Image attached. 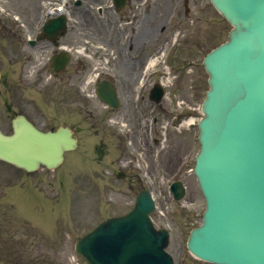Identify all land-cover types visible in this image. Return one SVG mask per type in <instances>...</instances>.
<instances>
[{
  "label": "rangeland",
  "instance_id": "374dc122",
  "mask_svg": "<svg viewBox=\"0 0 264 264\" xmlns=\"http://www.w3.org/2000/svg\"><path fill=\"white\" fill-rule=\"evenodd\" d=\"M29 1L30 0H26V3H28ZM189 2L191 16L189 19L183 20L181 23H178V25L180 26V30H178L179 37L176 44V50L173 52V54L170 55V64L172 67L170 65L168 66V64L166 65L171 69L172 74L170 75L175 76V78L173 77L171 80L172 84H175L176 80L179 79V77H182L180 83V91L177 92V99H181L185 96L190 97L189 93L186 91L185 85L193 83L195 85L197 98L194 100L195 105L192 103V106H198L202 94L206 88V74L202 68V58L205 53L209 51V49L214 47L225 38L229 26H227L226 23L221 20V17L212 8H208V0H190ZM13 5L15 6V0L13 1ZM13 5L9 4V6L11 7H13ZM182 7V5H179V0H177L171 10H175L176 13L179 14ZM114 26H116V28L121 31L122 37L128 35L129 27H126V24H119V22H116L114 19L112 28L113 31H115ZM111 35L112 31L108 32V36ZM92 44L97 45V43L95 42H92ZM101 45H106L103 40L101 42ZM183 64H186L188 66L187 70L185 69V66ZM184 69L186 71H184ZM173 70L178 71V73L175 74ZM189 71L190 73H188ZM167 103H169L168 100ZM182 105L184 104H181L180 106ZM170 107V110H172L174 113H177L180 110L175 102L170 103ZM196 114L198 115L199 113L196 112ZM110 128L112 129V127ZM195 147L196 145L192 147L191 155L194 154ZM118 156L119 153L116 155V157ZM91 157L94 156L91 154ZM2 168L3 167L0 166V231L2 236H4L5 233L12 232L11 227L15 228L17 226L15 220L20 221V218L18 217L13 207L14 202L9 195L10 189H2V182L4 178H8L11 180V182H14L15 176H3L1 172ZM119 168L120 166L115 163L114 169L117 170ZM143 172L144 170L139 172V174H143ZM102 174L104 176H97V166L95 164H91V170L88 169L86 178L78 177L75 175V178L73 180L69 179L67 182H65L66 187H68V185L70 186L68 188H72L73 185L77 186V188L73 191H71L70 189L67 194L69 195L71 200L70 204L72 222L70 224V228L76 230L77 234L94 223L93 216H97V220H99L103 216L107 217L122 213L128 208L130 202L132 201L133 196L132 194L129 195V191L122 181H120L116 177H108L104 172H102ZM48 180L49 177H46L42 181H33L32 184L31 182H27L24 184L32 189L35 197L39 200L43 195L40 194L35 187H45L52 194L56 193L61 188V184L56 181H54L52 185L49 186L47 184ZM190 185L191 189L195 193L196 200H198L195 205L191 207L189 206V208H191L195 213L196 210L202 206V199L200 197V194L198 193L195 180L191 177ZM110 188H112V190H114V192L116 193H110ZM189 190L190 188H188V192ZM167 197L168 200L163 205H159V209H161L163 213H175H173L172 218H169V220L166 221L172 227L170 250L175 248L176 245L182 246L185 250V239L190 227L196 224V215L191 217V220H189V224L191 226L189 228H184V222L187 221L188 217H190V211H187L186 216H180L179 212L182 208L187 207V197L185 198V203H176L172 201L169 196ZM67 206L68 205L66 203L65 207L67 208ZM81 212H85L86 214L81 215ZM60 217H62L63 220H67V216L63 213L60 214ZM30 220L34 224H36V222L38 221L36 218H30ZM44 226L46 228H49L50 224L48 222H45ZM14 239L18 240V237H15ZM0 245L2 246L0 247V264L13 262L14 255H9L6 250L7 246L10 247L13 245L8 243L5 246L2 242H0ZM67 252L68 250H66L65 255L63 254L60 259L64 264H69L68 257L71 255L72 250L70 249V251L68 253ZM192 260L189 259L191 264H203L201 262ZM80 264L84 263L80 262Z\"/></svg>",
  "mask_w": 264,
  "mask_h": 264
},
{
  "label": "water",
  "instance_id": "95a60500",
  "mask_svg": "<svg viewBox=\"0 0 264 264\" xmlns=\"http://www.w3.org/2000/svg\"><path fill=\"white\" fill-rule=\"evenodd\" d=\"M221 131H222V130H220V129H218V128H217V130H216V132H217L218 134H221Z\"/></svg>",
  "mask_w": 264,
  "mask_h": 264
}]
</instances>
